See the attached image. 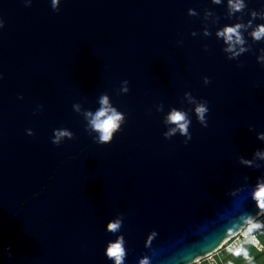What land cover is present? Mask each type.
<instances>
[{"label": "water", "instance_id": "water-1", "mask_svg": "<svg viewBox=\"0 0 264 264\" xmlns=\"http://www.w3.org/2000/svg\"><path fill=\"white\" fill-rule=\"evenodd\" d=\"M246 3L245 21L264 10V0ZM0 19V264H112L104 249L116 235L125 264H137L148 233L182 235L227 206L245 176L264 173L239 163L264 150V41L245 33L250 51L227 59L215 36L237 22L226 0H60L58 11L51 0H0ZM185 92L207 101L206 128ZM102 94L125 114L107 145L72 110L95 111ZM172 108L192 121L187 144L162 135ZM61 128L74 139L55 146ZM118 215L121 232L108 233Z\"/></svg>", "mask_w": 264, "mask_h": 264}, {"label": "clouds", "instance_id": "clouds-1", "mask_svg": "<svg viewBox=\"0 0 264 264\" xmlns=\"http://www.w3.org/2000/svg\"><path fill=\"white\" fill-rule=\"evenodd\" d=\"M25 7H31L32 0H23ZM213 5H220L222 0H211ZM227 16L236 17L237 22L226 25L216 31L215 36L221 39L226 45L223 51L228 54L227 59L235 60L244 53L250 51L247 46L245 33L254 42L264 41V10L249 11L248 19L237 14L244 13L247 9L246 0H226ZM60 0H51L53 11L59 10ZM189 16H197L194 9H189ZM206 16H211L208 12ZM259 20L261 23H254ZM4 27V22L0 19V29ZM194 37L196 32H192ZM205 37L211 33L205 29ZM207 49H205L206 51ZM256 62L264 68V48L259 49L256 55ZM206 86L210 83L208 77L202 78ZM129 91L128 81L124 80L120 84L119 94H127ZM184 98L189 104L194 105L193 112L196 121L201 127H207V115L209 113L208 103L205 100L197 101L191 93L185 92ZM23 99V97H18ZM99 107L95 111L82 110L80 103H74L72 110L77 115L82 116L85 122L84 131L93 136V143L97 145H107L116 133L121 130L125 123V114L118 111L111 102L107 94H102L98 100ZM42 110V106H37L33 115ZM163 106L159 105L157 111H162ZM164 124L167 130L162 133L164 139H170L179 134L184 138L183 143L187 144L192 136L189 132L192 123L186 111L172 108L164 117ZM28 136L34 135L31 129L26 130ZM73 140L74 135L67 129H56L53 132L51 143L59 146L65 140ZM257 140L264 141V133L256 137ZM240 165L245 168L255 170L264 169V150H256L252 154V159H239ZM243 184L230 190L227 195L229 203L214 216L191 225L180 236L159 239V233L151 231L145 238V254L138 259L137 264H199L203 257L209 256L221 249L236 259H243L245 264H256L255 257L250 248H261L258 234H264V173L257 177L254 183H249V178H243ZM254 205L255 212L249 210L248 205ZM124 223V216L118 215L106 225V231L111 234L121 232ZM126 240L123 235H116L114 241H109L104 249V256L112 264H125L127 258ZM11 258V250H9Z\"/></svg>", "mask_w": 264, "mask_h": 264}, {"label": "trees", "instance_id": "trees-1", "mask_svg": "<svg viewBox=\"0 0 264 264\" xmlns=\"http://www.w3.org/2000/svg\"><path fill=\"white\" fill-rule=\"evenodd\" d=\"M263 249L258 251L254 248H250L252 255L255 257L256 264H264V236L260 238ZM223 262L225 264H245L243 259H236L229 254L224 255Z\"/></svg>", "mask_w": 264, "mask_h": 264}, {"label": "built area", "instance_id": "built-area-1", "mask_svg": "<svg viewBox=\"0 0 264 264\" xmlns=\"http://www.w3.org/2000/svg\"><path fill=\"white\" fill-rule=\"evenodd\" d=\"M261 236H264V234H258V238L260 240ZM261 243V240H260ZM258 251H261L263 249L262 243H261V248H254ZM228 254L225 250L221 249L218 252H215L209 256L203 257L199 264H225L223 262V257L224 255Z\"/></svg>", "mask_w": 264, "mask_h": 264}]
</instances>
